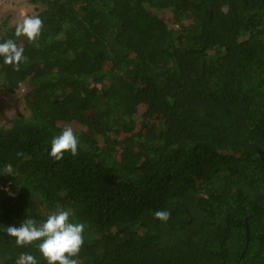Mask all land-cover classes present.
<instances>
[{"label": "trees", "instance_id": "obj_1", "mask_svg": "<svg viewBox=\"0 0 264 264\" xmlns=\"http://www.w3.org/2000/svg\"><path fill=\"white\" fill-rule=\"evenodd\" d=\"M32 1L38 46L0 19L28 57H0L27 109L0 124V264H47L5 228L60 208L86 225L80 264H264V0ZM66 126L80 147L57 161Z\"/></svg>", "mask_w": 264, "mask_h": 264}, {"label": "clouds", "instance_id": "obj_2", "mask_svg": "<svg viewBox=\"0 0 264 264\" xmlns=\"http://www.w3.org/2000/svg\"><path fill=\"white\" fill-rule=\"evenodd\" d=\"M43 27V20L39 16H24L16 23L14 35L26 37L29 43L38 46L37 41ZM24 51V47L18 45L14 39H0V57L3 58L4 64L13 66L17 71L20 65L28 60ZM80 143L79 136L73 128L66 126L60 134L52 138L49 155L57 161L63 159L66 152L76 156ZM0 175L14 176L12 164H5ZM153 215L156 219L166 223L171 213L168 210H157ZM73 217L74 213L71 208H60L47 215L43 221L30 217L25 218L19 227L8 226L5 232L8 236L15 238L17 246L36 244L47 264H80L76 257L84 246L86 225L76 222ZM17 264H38V260L32 254L22 253Z\"/></svg>", "mask_w": 264, "mask_h": 264}, {"label": "rangeland", "instance_id": "obj_3", "mask_svg": "<svg viewBox=\"0 0 264 264\" xmlns=\"http://www.w3.org/2000/svg\"><path fill=\"white\" fill-rule=\"evenodd\" d=\"M39 7L41 4L32 0H0V19H7L8 23L14 24L22 20L24 16L35 13ZM165 18L170 17L165 15ZM18 111L27 113L22 90L8 93L0 89V124Z\"/></svg>", "mask_w": 264, "mask_h": 264}, {"label": "water", "instance_id": "obj_4", "mask_svg": "<svg viewBox=\"0 0 264 264\" xmlns=\"http://www.w3.org/2000/svg\"><path fill=\"white\" fill-rule=\"evenodd\" d=\"M256 148H257L259 154L261 155V157H262V159H263V163H264V157H263V155H262V150H261L258 146H256ZM246 231H247V235H248V226H247V225H246Z\"/></svg>", "mask_w": 264, "mask_h": 264}]
</instances>
